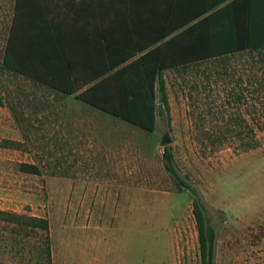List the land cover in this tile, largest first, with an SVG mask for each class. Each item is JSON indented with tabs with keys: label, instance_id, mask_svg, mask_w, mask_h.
Returning <instances> with one entry per match:
<instances>
[{
	"label": "rangeland",
	"instance_id": "1",
	"mask_svg": "<svg viewBox=\"0 0 264 264\" xmlns=\"http://www.w3.org/2000/svg\"><path fill=\"white\" fill-rule=\"evenodd\" d=\"M36 1L41 9L27 15L38 24L77 9L76 1L45 0V11ZM15 2L0 0V141L25 147L0 144V209L48 218L58 255L71 247L97 264H200L192 196L164 166L170 146L216 228L215 264H264V54L167 71L170 117L149 132L6 69L10 29L24 27ZM21 162L40 164L42 174L22 172ZM94 216L103 229L85 237L75 227ZM36 232L15 234L0 221V264H46Z\"/></svg>",
	"mask_w": 264,
	"mask_h": 264
},
{
	"label": "trees",
	"instance_id": "2",
	"mask_svg": "<svg viewBox=\"0 0 264 264\" xmlns=\"http://www.w3.org/2000/svg\"><path fill=\"white\" fill-rule=\"evenodd\" d=\"M44 1L40 0L42 6H45ZM30 3L32 8L41 9H38L40 5L36 0H16L14 21L30 24L27 19V11L32 9ZM39 17L42 15L39 14ZM248 21L250 27H190L200 32L198 41L191 47L176 45V37L150 48L133 47L112 40L111 35L117 33L109 31V27H97L95 30L61 27L60 19L54 24L47 18L39 24L33 21L35 27H14V22L3 63L6 69L55 89L62 97L73 96L90 108L154 132L159 116L170 117L167 71L194 70L197 66L242 52L264 54V27H252L256 25V18L252 15ZM51 23L55 26L49 27ZM92 35L95 39L87 40ZM158 40L152 44H157ZM3 105L0 96V106ZM244 127L253 132L247 123ZM0 144L14 149L25 147V141L7 138L2 139ZM257 145L258 139H254L245 143L244 149ZM163 158L166 170L192 196L200 264H215L217 232L203 197L179 174L172 147H164ZM19 167L22 172L42 174V167L36 162H21ZM0 221L12 225L15 234L25 237L32 231L40 230L35 235L43 238L44 261L53 264L48 218L0 209Z\"/></svg>",
	"mask_w": 264,
	"mask_h": 264
},
{
	"label": "crops",
	"instance_id": "3",
	"mask_svg": "<svg viewBox=\"0 0 264 264\" xmlns=\"http://www.w3.org/2000/svg\"><path fill=\"white\" fill-rule=\"evenodd\" d=\"M72 1L77 2V14L68 13L66 17L70 16L69 18L63 15L64 18L60 19L61 27H94L92 30L109 27V31L117 33L111 35L112 40L133 47L150 48L176 37V45L191 47L198 41L200 32L190 27H250V15L256 18V25L252 27H264V0ZM30 7L32 8L31 3ZM43 8L47 11L46 5ZM83 18L87 20L85 23ZM27 19L30 24L25 22L24 27H35L30 18ZM53 23L49 27L55 26L57 22ZM94 39V35L87 38L89 41ZM155 40L159 42L152 44ZM93 218L92 222H78L75 227L83 229L85 237H88L91 229H103L97 218ZM58 248L59 245L54 240L53 264H97L96 256L88 255L87 250L83 249L82 254H76L71 247H67L63 254L58 255Z\"/></svg>",
	"mask_w": 264,
	"mask_h": 264
},
{
	"label": "water",
	"instance_id": "4",
	"mask_svg": "<svg viewBox=\"0 0 264 264\" xmlns=\"http://www.w3.org/2000/svg\"><path fill=\"white\" fill-rule=\"evenodd\" d=\"M169 142H170L169 136L168 135H165L163 137L162 144L163 145H167V144H169Z\"/></svg>",
	"mask_w": 264,
	"mask_h": 264
}]
</instances>
